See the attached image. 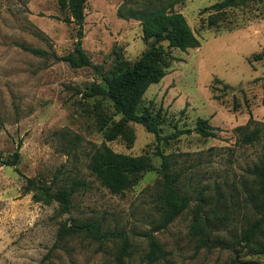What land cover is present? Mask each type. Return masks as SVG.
I'll return each instance as SVG.
<instances>
[{"label":"rangeland","instance_id":"374dc122","mask_svg":"<svg viewBox=\"0 0 264 264\" xmlns=\"http://www.w3.org/2000/svg\"><path fill=\"white\" fill-rule=\"evenodd\" d=\"M126 1L89 0L85 7L82 46L99 68L94 71L54 61L52 54L69 53L76 41L75 26L64 22L57 0H0V264H115L122 237L130 244V264H228L239 249L235 240L257 217L245 197L264 155V0L219 13L209 8L222 0H186L174 7L200 47L172 50L176 61L166 77L143 96L139 110L161 109L164 139L157 143L130 123V146L123 139L105 141L106 127L120 118L111 103L84 100L75 91L102 83L98 72L115 75L147 48L140 23L117 16ZM22 46L45 54L35 56ZM199 118L208 120L216 137L193 131ZM249 120L260 134L245 144L235 128ZM179 130L190 132L166 139ZM103 142L116 153L146 155L155 167L161 163L157 150L168 156L170 172L180 174L178 189L191 199L188 209L154 232L161 176L147 172L124 194H111L88 170L91 151ZM16 150L19 174L1 163ZM54 176L57 187L86 182L73 194L68 213L56 204L34 203L23 192L24 177L49 183ZM199 200L217 217L209 247L190 232ZM73 222L100 224V242L85 235L58 241L60 226ZM148 233L163 249L154 262L147 258ZM243 259L264 264V256Z\"/></svg>","mask_w":264,"mask_h":264},{"label":"trees","instance_id":"16d2710c","mask_svg":"<svg viewBox=\"0 0 264 264\" xmlns=\"http://www.w3.org/2000/svg\"><path fill=\"white\" fill-rule=\"evenodd\" d=\"M89 0H57L59 10L66 14L64 22L74 24L76 41L72 51L57 56L52 54L55 62H63L73 69L91 68L98 71L83 49V25L85 20V7ZM163 1L166 4H163ZM186 0H127L117 13L118 18L124 20H136L140 23L142 40L148 43L147 48L132 65L119 68L118 73L112 76L98 74L102 83L93 82L84 90H75L82 99H102L111 103L113 113L119 116V120L112 121L105 132V141L111 142L123 139L128 146L133 142V131L130 123L142 126L146 132L154 135L157 143L164 138L160 135V128L164 123L161 109L153 113L149 107L139 110L144 94L150 86L162 81L176 58L171 51L177 49L186 52L189 49L200 47V41L190 28L185 17L174 10L178 4ZM254 0H222L209 9L221 12L228 8H235ZM211 24V23H210ZM22 49L35 56H43L45 52L40 49L22 46ZM260 60V56L255 57ZM218 83L221 81L216 80ZM229 86L224 84L223 90ZM226 91L223 92L225 94ZM233 108H237L234 103ZM253 121L249 120L244 126L235 128L242 143L252 144L259 139L260 130L251 129ZM196 134L202 138H214L216 134L207 119L199 118L196 121ZM190 130H179L166 139L175 138L178 135L187 134ZM160 158L159 167H155L151 158L146 155L129 156L114 152L104 142L95 147L89 155L88 170L90 174L113 195H122L137 184L140 178L147 172H157L161 178L156 182L158 187L157 211L159 214L157 226L154 232L165 230L177 217L190 206L191 199L181 194L177 183L180 174L170 172L172 162L169 157L156 151ZM20 161V153L16 150L11 156L1 161L3 166L11 167L16 173H20L17 166ZM253 187L247 193L245 202L256 214V218L250 222L235 240L239 248L234 250V256L228 264H258L256 261L244 260L248 256H264V155L259 159L252 172ZM23 192L30 194L34 203L45 206L56 204L61 213H68L72 207V196L80 188L86 185L81 179L74 180L68 187H57V176L51 182L42 178L24 177ZM206 213L202 200H199L195 210L190 232L199 237L201 246L209 247V241L213 233L218 229L217 217L214 211ZM102 228L100 224L83 222L80 224H62L57 232L58 241L66 238L85 235L100 242ZM148 237L149 251L148 261L154 262L163 257L162 246L154 238ZM130 244L126 237L121 238L120 247L115 254V264H130Z\"/></svg>","mask_w":264,"mask_h":264}]
</instances>
